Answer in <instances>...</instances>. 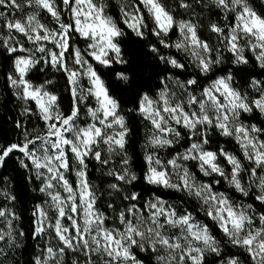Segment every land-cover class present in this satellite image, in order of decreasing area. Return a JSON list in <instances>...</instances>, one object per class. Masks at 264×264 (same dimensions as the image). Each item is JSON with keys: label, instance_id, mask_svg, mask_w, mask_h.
Here are the masks:
<instances>
[{"label": "snow or ice", "instance_id": "snow-or-ice-1", "mask_svg": "<svg viewBox=\"0 0 264 264\" xmlns=\"http://www.w3.org/2000/svg\"><path fill=\"white\" fill-rule=\"evenodd\" d=\"M25 7L34 11L13 19L0 11V55L10 58L6 79L21 115L37 123L29 131L17 122L21 138L0 142V169L15 159L29 182H39L33 191L45 197L32 209L33 264H264V125L249 120L264 119V80L253 77L249 92L236 87L230 69L211 75L225 63L224 52L237 68L254 63L264 70V12L252 0H130L118 21L108 0H0V9ZM177 9L187 19H176ZM147 19L158 41L149 51L167 69L191 67L194 74L181 79L169 72L154 95L141 93L128 110L142 118L147 132L141 176L128 151L121 103L99 69L128 63L121 46L125 28L145 39ZM202 27L210 34L206 39ZM174 31L178 38L170 41ZM161 47L174 48L186 62L162 54ZM37 65L66 78L67 112L46 87L51 80L36 85L28 78ZM115 75L129 80L125 71ZM201 77L207 78L204 86ZM212 133L234 141L236 151L223 145L211 150ZM190 162L202 176L219 179L199 181ZM90 167L101 174L100 184ZM138 180L195 198L220 238L155 191L145 199ZM221 180L239 198L216 191ZM16 201L10 190H0V264H18L15 253L24 244ZM222 243L247 259L226 254Z\"/></svg>", "mask_w": 264, "mask_h": 264}, {"label": "trees", "instance_id": "trees-1", "mask_svg": "<svg viewBox=\"0 0 264 264\" xmlns=\"http://www.w3.org/2000/svg\"><path fill=\"white\" fill-rule=\"evenodd\" d=\"M164 2L166 4H170L173 3V0H164ZM252 2L258 12H264V2H262V0H252ZM108 4L109 14L114 16L119 21L121 13L118 4L114 0H108ZM0 11H4L6 14H9L6 9H0ZM32 11H34V9L25 7L22 12L16 10L11 14L15 18H19L20 13L27 14ZM183 11L184 10L182 9H177L175 11L174 15L176 16V19H187L186 15H182ZM214 18L219 19V17ZM2 23L3 21H0V24ZM146 23L148 24V27L144 29L145 39L136 37L131 30L125 28L126 35L121 40V46L124 57L128 61L127 64H116L110 69H99L102 78L106 81L110 89L111 94L121 103L123 114L125 115L130 128L127 145L128 151L132 157L134 171H136L137 175L141 176L144 169V150L142 145L144 144L147 132L145 130V122L142 118L136 113L128 110L135 107L141 93L148 92L149 94L154 95L161 87L160 79L169 72L178 75L181 79L194 74V70L191 67H189L185 72H180L175 69H167L166 66L159 61L158 57L149 51V45L157 44L158 41L157 38L151 34V28L153 27L151 20L147 19ZM221 23H223V21H221ZM121 27H124V25L121 24ZM209 35L210 34L204 31L202 27L201 36L206 39ZM211 42L213 46H216L217 41L214 36ZM74 46L83 48L84 44L82 41H76ZM160 51L162 54H171L180 59L181 62H186L184 58L172 48L164 49L161 47ZM223 55L225 57V63L217 67V69L211 74L213 77L225 74L226 70L230 69L234 74L236 87L243 88L249 92L253 91L248 86L249 81L253 77L259 80H264V70L254 66V63L253 66H240L237 68L227 62L230 58L229 53L224 52ZM10 70V58L7 57L6 54L0 55V142L3 143L16 142L18 138H21L19 136L21 129L15 126L17 122L23 121L27 125L29 131L32 130V125L37 123L35 117H32L31 120H29L28 117L21 115L23 106L13 95V90L9 87L6 79V74ZM119 71H125L127 73L129 76V80L127 82L116 79L115 74ZM28 78L36 85L43 84L45 81L51 80L52 83L47 84L46 87L48 90L60 97L61 107L64 111L67 112L70 109L71 97L67 91L66 78L62 73H55L47 68L41 71L40 65H37V67L29 73ZM206 80L207 78H200L202 86L206 84ZM249 120L252 123L264 125V119L259 116H257L254 120L251 118H249ZM36 134L37 133L35 131L32 132L33 136ZM210 140L211 144L209 147L211 150H215L218 145H223L228 151L233 152L236 151L238 147L235 145L234 141L221 137L216 133H212ZM161 154L163 155V153ZM190 170L195 173L199 181L204 183H211L213 179H219V177L202 176L199 171L191 165V163ZM100 175L101 174L96 171L95 168L90 167V176L97 184L101 183ZM36 187L37 185L35 181L29 182L25 169L21 168L18 161L15 159L9 160L7 165L0 169V190H10L11 193L17 197L16 212L20 216V220L16 223L26 234L23 238V247L17 249L15 253V259L18 261V264H33V259L37 251L36 241L30 238L32 221L34 219L32 217L33 205L42 202L39 191H33ZM214 189L216 191L229 192L234 197L239 198V194L234 193L233 190L229 189L228 185L223 180H221L220 184L214 185ZM136 190L141 191L145 199H148L155 191L163 199L176 203L181 209L186 208L188 211L192 212L198 220L203 223H207L210 226V230L213 231L218 238L222 235L219 233L218 229L215 228L213 222L209 220L202 211H200L199 204L188 195L174 192L172 190H158L153 186L144 184L142 180H138L136 182ZM105 198L106 197L101 198V205L103 204V200ZM222 247L225 248L226 254H229V252L231 254H240V250L230 248V246H226L223 243ZM141 255L143 256L144 254ZM240 255L242 261L247 259L244 255ZM209 259L214 260L213 257H209ZM149 264H151V262H149Z\"/></svg>", "mask_w": 264, "mask_h": 264}, {"label": "rangeland", "instance_id": "rangeland-1", "mask_svg": "<svg viewBox=\"0 0 264 264\" xmlns=\"http://www.w3.org/2000/svg\"><path fill=\"white\" fill-rule=\"evenodd\" d=\"M117 4H118V6H119V8L122 6V4H126V3H130V0H114ZM13 11H16V10H12V11H9L8 10V12H9V14H6L7 15V17L9 18V19H13V18H15V17H13L12 16V12ZM28 13H30V12H28ZM25 14H23V13H20V17L21 16H24ZM177 38H178V33H176L175 31L174 32H172V33H170V37H169V39H170V41H176L177 40ZM174 51H176L174 48H172ZM180 56H182L183 57V55L182 54H180V53H178ZM13 90V92H14V89H12ZM94 103V102H93ZM191 163V162H190ZM72 179H74V177H72ZM35 183H36V185L39 183L38 181H35ZM187 195V194H186ZM40 196H41V201H43L44 199H45V197H43V194H41L40 193ZM189 197H191V196H189ZM191 198H193V197H191ZM197 203H198V201L195 199V198H193ZM42 203V202H41ZM199 204V203H198ZM200 206V205H199ZM37 252H38V248H37V251H36V254H37Z\"/></svg>", "mask_w": 264, "mask_h": 264}]
</instances>
